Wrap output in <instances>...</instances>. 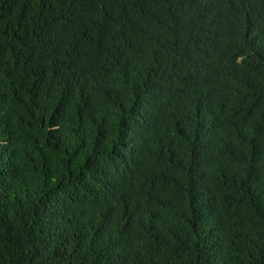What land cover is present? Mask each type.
Masks as SVG:
<instances>
[{
    "label": "trees",
    "instance_id": "trees-1",
    "mask_svg": "<svg viewBox=\"0 0 264 264\" xmlns=\"http://www.w3.org/2000/svg\"><path fill=\"white\" fill-rule=\"evenodd\" d=\"M0 264H264V0H0Z\"/></svg>",
    "mask_w": 264,
    "mask_h": 264
}]
</instances>
